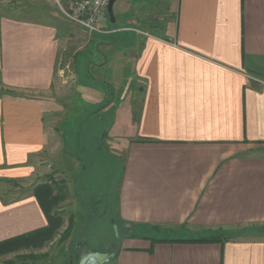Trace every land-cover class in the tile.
Returning <instances> with one entry per match:
<instances>
[{"label": "crops", "instance_id": "obj_1", "mask_svg": "<svg viewBox=\"0 0 264 264\" xmlns=\"http://www.w3.org/2000/svg\"><path fill=\"white\" fill-rule=\"evenodd\" d=\"M114 13L92 44L100 70L131 66L108 135L117 218L135 231L109 264H264V0H117ZM60 33L0 0V242L47 226L34 184L65 149L50 119ZM219 232L231 239L200 241Z\"/></svg>", "mask_w": 264, "mask_h": 264}, {"label": "rangeland", "instance_id": "obj_2", "mask_svg": "<svg viewBox=\"0 0 264 264\" xmlns=\"http://www.w3.org/2000/svg\"><path fill=\"white\" fill-rule=\"evenodd\" d=\"M71 3L3 0L8 14L51 23L61 32L64 50L50 98L62 110H53L50 119L59 127L65 149L57 142L52 156L41 159L35 178V192L42 193L43 200L40 197L38 201L47 218V228L35 230L46 228L48 231L16 250L0 253V264H76L83 243H88L92 251L105 253L117 250L121 238L135 231L124 227L117 218L122 157L114 150L116 139L108 135L116 105L110 109L108 102H114L113 92L122 90H116L115 85L124 84L126 74H131V66L121 69L108 64L104 70L98 68L103 55L92 44L97 37L93 33L97 32L86 30L67 17ZM5 90L0 86V93L6 94ZM124 136L117 142L124 141ZM19 185L20 193L29 190L28 183L21 181ZM48 213L55 217L57 227H50ZM138 232L164 235L150 228ZM221 236L225 235L219 232L210 238Z\"/></svg>", "mask_w": 264, "mask_h": 264}, {"label": "built area", "instance_id": "obj_3", "mask_svg": "<svg viewBox=\"0 0 264 264\" xmlns=\"http://www.w3.org/2000/svg\"><path fill=\"white\" fill-rule=\"evenodd\" d=\"M111 0H73L67 17L91 32L108 31L111 22L108 6Z\"/></svg>", "mask_w": 264, "mask_h": 264}, {"label": "water", "instance_id": "obj_4", "mask_svg": "<svg viewBox=\"0 0 264 264\" xmlns=\"http://www.w3.org/2000/svg\"><path fill=\"white\" fill-rule=\"evenodd\" d=\"M117 0H111L108 6V12L112 23L116 21L114 13V4ZM114 223V220H112ZM118 226L114 224L116 235H119ZM116 256V250L113 249L109 252H97L89 249L88 243L81 245V252L78 254V260L76 264H107ZM73 262V259L71 263Z\"/></svg>", "mask_w": 264, "mask_h": 264}, {"label": "trees", "instance_id": "obj_5", "mask_svg": "<svg viewBox=\"0 0 264 264\" xmlns=\"http://www.w3.org/2000/svg\"><path fill=\"white\" fill-rule=\"evenodd\" d=\"M41 191H39V192H41ZM36 194H37V197L39 199L41 197V200H43L42 199V193L39 194L36 191ZM47 217L49 218V221H50V224H51L50 227H57L58 226L57 224H54L53 220L55 219V217L51 216V214L47 215ZM46 228L41 229V230H34V231H31V232L25 233L23 235H20L18 237H15L13 239H9V240H5V241L0 242V253L5 252V251L7 252V251H9L11 249L16 250V249H18L20 247V245L31 242L32 239H35V238L39 237L41 234L46 233L48 231V229H46ZM230 239H231V236H226L225 235L223 237L221 236V237L206 238V239H202L200 241L225 242V241H228ZM116 254H117V250H116ZM72 259H73V257H72Z\"/></svg>", "mask_w": 264, "mask_h": 264}, {"label": "flooded vegetation", "instance_id": "obj_6", "mask_svg": "<svg viewBox=\"0 0 264 264\" xmlns=\"http://www.w3.org/2000/svg\"><path fill=\"white\" fill-rule=\"evenodd\" d=\"M81 246V245H80Z\"/></svg>", "mask_w": 264, "mask_h": 264}]
</instances>
